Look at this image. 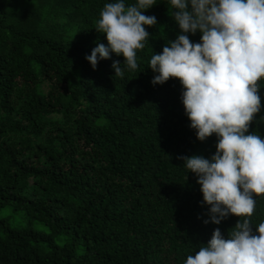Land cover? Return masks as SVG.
Segmentation results:
<instances>
[{"label":"trees","instance_id":"obj_1","mask_svg":"<svg viewBox=\"0 0 264 264\" xmlns=\"http://www.w3.org/2000/svg\"><path fill=\"white\" fill-rule=\"evenodd\" d=\"M112 2L0 0V210L20 214L0 217V264H184L239 219L203 222L209 206L178 157L210 158L217 138H196L179 80L151 83V55L180 34L168 0L143 13L157 24L136 71L116 77L115 53L95 70L86 59L107 46L95 24ZM259 94L249 132L264 138V81Z\"/></svg>","mask_w":264,"mask_h":264},{"label":"clouds","instance_id":"obj_2","mask_svg":"<svg viewBox=\"0 0 264 264\" xmlns=\"http://www.w3.org/2000/svg\"><path fill=\"white\" fill-rule=\"evenodd\" d=\"M155 4L115 0L103 6L95 30L105 34L107 46L98 44L86 57L94 70L110 53L124 58L122 65L112 64L116 77L138 69L137 51L150 37L146 26L157 24L154 15L143 13ZM168 9L180 34L151 55V83L179 80L196 138H217L210 158L178 157L186 174L197 177L201 203L209 206L203 222L219 225L230 215L239 218L227 235L215 228L184 264H264V220L255 226L251 220L256 197L264 196V138L249 132L262 107L264 0H168ZM197 32L200 40L194 43L187 34Z\"/></svg>","mask_w":264,"mask_h":264},{"label":"rangeland","instance_id":"obj_3","mask_svg":"<svg viewBox=\"0 0 264 264\" xmlns=\"http://www.w3.org/2000/svg\"><path fill=\"white\" fill-rule=\"evenodd\" d=\"M14 217V219H18L20 214H15L12 210V208L7 207L4 208L2 210H0V217L5 218V217ZM15 220L11 221L10 223H13ZM32 227L36 230H41V229H45L41 224H36V223H32Z\"/></svg>","mask_w":264,"mask_h":264}]
</instances>
